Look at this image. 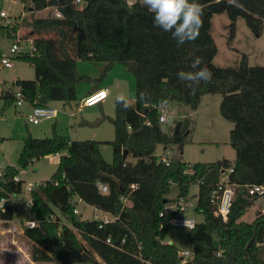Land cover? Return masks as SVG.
I'll use <instances>...</instances> for the list:
<instances>
[{"label": "trees", "instance_id": "obj_1", "mask_svg": "<svg viewBox=\"0 0 264 264\" xmlns=\"http://www.w3.org/2000/svg\"><path fill=\"white\" fill-rule=\"evenodd\" d=\"M19 2L29 13L27 24L35 52L17 58L31 66L34 80H17L11 89L21 91L29 108L74 101L77 87L91 80L78 75L79 61L102 63L97 80L105 78L115 64L134 77L132 106L125 110L114 101L110 164L102 158L99 142L69 141L57 134L55 126L50 138L27 135L23 140L18 154L22 169L43 157L65 154L57 159L51 179L30 193V215L37 225L24 229L22 237L30 243L31 262L139 264L132 257L140 253L154 264H264V213H258L252 222L240 221L260 197L248 196L245 188L264 187V67H250L245 56L236 68L215 67L216 47L210 34L212 17L225 14L230 21L229 40L234 38L239 18L260 36L264 0H239L242 8L230 6L227 0H197L203 9L199 37L180 46L171 33L153 25V14L146 7L127 0H81L78 5L75 0ZM44 10H49L45 18L35 17ZM16 31L15 25H0V34L15 37ZM196 57L202 58L201 67L211 71L212 79L193 91L176 74L194 71L190 65ZM140 92L147 94L148 103L137 102ZM205 95L221 96L219 114L233 125L228 144L235 152L234 161L192 165L169 161L164 165L154 155L158 145L182 147L191 141L188 131L164 132L158 108L176 103L196 110ZM4 100L13 103L8 93ZM124 151L137 162L123 159ZM228 169H232L228 182L235 198L230 214L221 218L214 215L209 195ZM1 173L4 205L0 221L6 223L12 219L11 197L22 192L23 182L13 181L18 177L13 167L7 166ZM97 183L108 187L107 195L99 193ZM172 185L178 187V199H186L190 187L197 185L195 212L203 216V222L188 230L192 262L181 261L177 248L164 242L169 226L159 214ZM76 200L114 220L105 224L81 220L79 213H73ZM122 238L125 245L120 244Z\"/></svg>", "mask_w": 264, "mask_h": 264}, {"label": "rangeland", "instance_id": "obj_2", "mask_svg": "<svg viewBox=\"0 0 264 264\" xmlns=\"http://www.w3.org/2000/svg\"><path fill=\"white\" fill-rule=\"evenodd\" d=\"M127 2L143 5V0H127ZM0 12L5 13L8 17L6 20L0 19L1 26L8 20L12 26L15 25L17 36L23 39L33 37L29 35L30 28L27 24L29 13L23 10V6L19 0H0ZM48 12V10L41 11L40 13L37 12L35 13V17L45 18ZM229 24L230 21L225 14L214 15L212 17L210 34L216 47V55L212 64L218 68H236L241 58L245 56L250 67H264V20L261 35L255 36L247 28L243 19H237L232 40L228 39ZM15 37H8L6 33L0 34V55L10 59L12 64L10 69H0V164L4 167H13L18 170V177L23 182L22 192L11 197V224L20 228L21 224L31 219L30 207L27 206L31 201V196L26 191V188L32 186L35 189L39 185L49 181L57 170L58 159L51 155L43 157L38 161H33L25 169L20 168L18 165V154L21 151L23 140L27 135L36 139L50 138L52 136V126H55L57 134L62 137L67 136L74 141L88 139L99 142L101 156L106 163L110 164L112 162V148L109 143L114 138L112 120L114 117L115 97L120 93H124L134 102V87H132L131 83L132 79L134 86V77L122 65L116 64L115 69H117L116 67H120V69L128 73L126 75H129V81L123 80L122 76L114 70L109 71L105 78L97 80L103 66L102 63L79 61L76 65L78 75L86 76L91 80L81 83L77 87L76 99L64 104L62 102L52 103L51 106L59 111L54 120L43 121L37 126L25 124L23 116L27 115L25 112L28 106L24 104L21 108H17L14 103L6 104L4 100L7 85H11L17 80H34V71L31 66L19 60L17 55L9 53L12 44L17 42ZM44 37L50 38L52 35H45ZM20 45L26 46L23 48V52L31 48L30 43L21 42ZM112 79L118 82L115 80L111 81ZM110 83H112V87L108 89V98L94 108L96 109L95 113L89 112L90 110L88 109H83L74 115L77 104L83 98L81 90H79L81 86L85 88L83 85H94L106 88ZM220 101V95H205L201 98L196 110H191L186 106L176 103L170 104L168 106L169 114L167 121L161 124L162 130L166 133L174 131L178 122L187 119L189 122L188 139L191 143L185 144L182 147H164L158 145L154 155L158 159L166 158L172 162L178 161L188 165L195 163H216L222 160L232 163L235 159V152L229 146L228 141L229 132L233 125L221 118L219 114ZM57 120L64 122L60 123L62 124L61 129H59L56 123ZM91 132L97 135V137L90 138ZM127 162L135 164L137 160L128 156ZM34 170L36 171L34 172ZM177 196L178 187L172 185L166 196L168 202L165 205V210L168 213H171L175 209L178 200ZM196 198L197 187L191 186L186 199L189 204L194 205ZM76 207L83 221L92 220L93 215L101 216L84 203H77ZM258 213H264V195L257 199L245 215L240 218V221L252 222ZM180 217L191 218L197 224L203 222V216L195 212V208H188ZM106 218L111 219V216L108 215ZM1 227L2 225L0 224V229ZM127 234H130V230H128ZM188 234L189 231L187 229L170 226L164 242L175 246L180 252L189 251L191 244L188 240ZM12 236L13 238L20 237L19 233ZM8 238H10L9 235L7 236ZM1 242H5L3 237H0V264H6L7 260H11V256L4 254V252H7V247H3ZM18 244L22 253L20 256L23 258V255L30 251L29 242L24 239V241H18ZM22 258L18 257L17 262V257H15V262H9V264H26Z\"/></svg>", "mask_w": 264, "mask_h": 264}, {"label": "built area", "instance_id": "obj_3", "mask_svg": "<svg viewBox=\"0 0 264 264\" xmlns=\"http://www.w3.org/2000/svg\"><path fill=\"white\" fill-rule=\"evenodd\" d=\"M75 4H81V0H75ZM53 10V9H52ZM56 18H60V15L58 13L55 14ZM0 19L6 20L8 19L7 15L3 12H0ZM3 26H12L10 21H5ZM17 39V42L15 44H12L11 48L9 49V53L11 55H33L35 52V48L32 44L33 42V37H29L26 39L21 38L20 36L15 37ZM30 43L31 48L28 51L23 52V48L26 46H21L20 43ZM12 67V64L10 62V59L6 58L5 56L0 57V69H10ZM105 89H98L94 91L93 93L89 94L86 96L79 104V108H91L94 107L103 101H105L108 98V94H105L103 91ZM107 90V89H106ZM10 95V97L13 99V103L15 104V107L21 108L25 104V100L23 97V94L19 89H11V85L6 86V92ZM100 100V101H99ZM98 101V102H97ZM97 102V103H96ZM95 103V104H94ZM158 121L160 124L166 123L167 117L169 114L168 107H160L158 108ZM58 115V110H56L53 107L50 106H34L30 108V112L25 115V123L33 126L39 125L43 121H50L56 119ZM146 125H149V123H146ZM62 156H65L64 153H55L53 157L60 158ZM161 163L164 165L168 166L169 165V160L166 158H161L160 159ZM5 169L3 165L0 164V180L2 178V171ZM232 172V169H228L223 171L220 174V179L219 182L215 185V187L211 190V193L209 195V201L210 204L214 208V215L217 217L221 218H226L230 212L231 208L234 202L235 198V191L231 185H229L228 182V176ZM14 182H18L19 178L14 177L13 178ZM199 184H202V182H199ZM97 189L101 195H107L108 194V187L106 185H102L100 183H97ZM197 187V185H194ZM132 190L135 189V186L132 185L130 187ZM33 187H27L26 191L28 193H31L33 191ZM245 191L248 196L253 197V196H262L264 195V187L263 186H252L245 188ZM123 203H126L125 199H121ZM80 200H76L75 202H72L73 206V213L78 214L77 211V203H80ZM82 203V202H81ZM3 205H4V200H0V211L3 210ZM31 201L27 204V206L30 207ZM94 212H98L101 216L98 215H93L92 220L101 222V223H108L112 222L114 219L113 217L105 212H102L100 210H97L93 207H91ZM188 208H195V202L193 204H189L187 199L185 198H179L176 202L175 209L171 212L168 213L165 209L159 214V218L163 219V224L171 227H177V228H184L187 230H192L195 226L196 223L193 219L191 218H186V217H180L181 214L185 213ZM110 215L111 219H107L106 217ZM36 222L32 219L29 221H26L25 223L21 224L20 228H18L16 225L2 223V227L0 230V233L2 235H15L20 232H23L24 229H33L36 227ZM131 233V232H130ZM126 240L125 238H122L120 241L121 245H125ZM106 244H110V240H106ZM137 248H139V245H137ZM178 256L180 257L181 261L184 262H192L194 260V255L191 251H182L178 252ZM132 259L139 263V264H154L150 260H146L142 257V255L139 253L138 256H135Z\"/></svg>", "mask_w": 264, "mask_h": 264}, {"label": "clouds", "instance_id": "obj_4", "mask_svg": "<svg viewBox=\"0 0 264 264\" xmlns=\"http://www.w3.org/2000/svg\"><path fill=\"white\" fill-rule=\"evenodd\" d=\"M227 3L236 8L243 7L239 0H227ZM143 5L153 14V25L171 33L177 46L195 41L199 37L203 24V9L197 0H143ZM202 63V58L196 57L190 65L194 71L181 70L176 74L177 78L186 82V86L193 91L201 82L208 83L212 79L211 71L207 67H201ZM103 91L108 94V90ZM137 102L148 103L147 94L140 92ZM115 103L127 110L133 101L124 93H120L116 95Z\"/></svg>", "mask_w": 264, "mask_h": 264}, {"label": "crops", "instance_id": "obj_5", "mask_svg": "<svg viewBox=\"0 0 264 264\" xmlns=\"http://www.w3.org/2000/svg\"><path fill=\"white\" fill-rule=\"evenodd\" d=\"M138 1V0H137ZM130 4H132V3H130ZM138 4V3H137ZM141 6H143V5H141ZM144 7V6H143ZM49 11V10H48ZM38 13H40V12H38ZM37 18H39V17H37ZM115 66H116V64L111 68V70H114L115 72H118L121 76H122V79L123 80H127V81H129L130 80V77H129V75H126V74H128L126 71H123V69H120V67H116L117 69H115ZM77 68V67H76ZM110 70V71H111ZM124 72H126V73H124ZM115 79H112L111 81H114ZM109 81H110V79H109ZM116 81V80H115ZM120 81H122V80H120ZM116 82H118V81H116ZM131 83H132V87H134L133 86V81H132V79H131ZM83 86H85V88H83L82 86H81V88L79 89V90H81V95H82V99H81V101L86 97V96H88L89 94H91V93H93L94 91H96V90H98V89H109V87H112V83H110V84H108V86H106V88L105 87H103V86H94V85H89V86H87V85H83ZM80 101V102H81ZM79 102V103H80ZM64 104V103H63ZM101 104V103H100ZM100 104H98V105H100ZM98 105H96V106H98ZM48 106H50V107H52L51 106V104H49ZM96 106H94V107H91V108H79L78 107V104H77V107H76V112L74 113V115L75 114H77V113H79V112H81V110H83V109H88V110H90L89 112H91V113H95L96 112V109H94ZM56 109V108H55ZM57 110V109H56ZM30 112V108L28 107V108H26V112L25 113H29ZM58 113H59V111H58ZM72 115V114H71ZM23 117H25V116H23ZM182 121V120H181ZM56 123H57V125H58V127H59V129H61V126H62V124H60V123H64L63 121H56ZM26 124V123H25ZM59 135V134H58ZM97 137V135H95L94 133H92L91 132V134H90V138H93V137ZM66 137V139H68L69 141H74V140H71V139H69L67 136H65ZM64 137V138H65ZM84 139H86V138H84ZM86 140H88V139H86ZM86 140H83V141H86ZM36 170H34V172H35ZM19 178V177H18ZM19 180L21 181V179L19 178ZM183 215V214H182ZM2 221H0V224L2 225ZM8 224H11V220L8 222ZM12 225H14V224H12ZM1 230V229H0ZM7 236L8 235H2L1 233H0V237H3V240L5 241V242H1V244H2V246L3 247H7V249H6V251L7 252H4V254H7L8 256H11V260L10 261H8L7 260V262H6V264H9V262H12V263H14L15 262V260H14V258L15 257H17V262H18V257H21L22 258V256H20V254H22L21 252H20V246H19V244H18V241H21V240H23L24 241V238L22 237V232H20L19 233V236L20 237H16V238H13V236H10V238H8L7 239ZM6 237V238H5ZM6 239V240H5ZM29 248H30V243H29ZM190 251V250H189ZM24 257L22 258L23 260H24V263L26 262V264H34V263H32L31 262V260H30V251H28V253L27 254H24L23 255ZM19 260H20V258H19Z\"/></svg>", "mask_w": 264, "mask_h": 264}, {"label": "water", "instance_id": "obj_6", "mask_svg": "<svg viewBox=\"0 0 264 264\" xmlns=\"http://www.w3.org/2000/svg\"><path fill=\"white\" fill-rule=\"evenodd\" d=\"M189 128V122L187 119H183L182 121L178 122L174 128V132H178L180 134H186V132L188 131ZM127 157V152L124 151L123 153V159H125ZM249 247V245L247 246V248Z\"/></svg>", "mask_w": 264, "mask_h": 264}, {"label": "bare ground", "instance_id": "obj_7", "mask_svg": "<svg viewBox=\"0 0 264 264\" xmlns=\"http://www.w3.org/2000/svg\"><path fill=\"white\" fill-rule=\"evenodd\" d=\"M99 101H100V100H99ZM97 102H98V101H97ZM97 102H96V103H97ZM94 104H95V103H94Z\"/></svg>", "mask_w": 264, "mask_h": 264}]
</instances>
